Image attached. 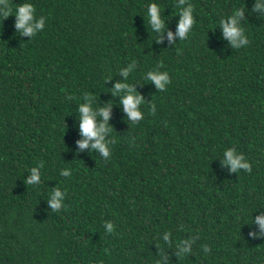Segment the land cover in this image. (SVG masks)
I'll use <instances>...</instances> for the list:
<instances>
[{"label":"trees","instance_id":"16d2710c","mask_svg":"<svg viewBox=\"0 0 264 264\" xmlns=\"http://www.w3.org/2000/svg\"><path fill=\"white\" fill-rule=\"evenodd\" d=\"M257 2L9 0L12 15L0 16V264H264L254 222L264 215ZM22 3L43 20L33 36L15 29ZM152 3L160 32L149 23ZM189 5L194 24L181 40L177 25ZM237 9L248 43L233 47L220 21ZM149 72L168 73L166 91ZM117 83L141 97L135 123ZM84 103L97 113L108 107L107 159L94 141L77 143ZM229 149L251 173L224 163ZM33 168L38 184L26 183Z\"/></svg>","mask_w":264,"mask_h":264},{"label":"clouds","instance_id":"9594fccd","mask_svg":"<svg viewBox=\"0 0 264 264\" xmlns=\"http://www.w3.org/2000/svg\"><path fill=\"white\" fill-rule=\"evenodd\" d=\"M180 3H184V0H180ZM0 16L3 19H6L8 16L12 15V9L9 4V0H0ZM148 17L151 28L155 32H160L164 28V22L160 18L161 9L155 3H152L148 6ZM253 11H264V4L258 2L254 5ZM34 12L35 8L30 3H22L18 5L15 11V29L20 31L24 35L33 36L36 30L41 29L43 27V20L34 21ZM193 8L191 5L189 7L183 9L180 12V19L177 25V36L183 40L186 38L187 34L192 29L194 24V19L192 16ZM243 16V10L237 9L234 14L231 15L227 22L224 20L220 21V24L223 28V36L227 39L233 47H238L242 44H247L248 41L243 35V29L239 26V19ZM169 40L172 39V33H168ZM159 43V38L157 39ZM129 74V69H123L122 75L127 79ZM148 78L155 83L158 90L166 91L165 84L169 82L168 73L154 74L152 72L148 73ZM120 90H126L127 95L123 97L121 103L124 107V111L127 113V117L133 123L137 120L142 119V114L138 110V105L141 103V97L139 95L134 94L129 84L126 83H117L115 85V91L118 92ZM87 100L88 98L85 97ZM80 113V133L84 137L82 141H78L80 149H84L88 147V142L94 141L91 147L93 149H98L100 153L107 159L109 157V149L106 147L105 143V134L110 131V129L106 126L109 111L108 107H104L98 110V113L92 110V107L88 103H84L79 107ZM99 114L103 118V122L97 124L95 117ZM115 141H113L114 143ZM226 159L224 163L231 165L232 171H237L238 169H243L244 172L251 173L252 167L247 162L244 161V157L242 155H234L233 150L229 149L225 152ZM40 166L43 167V161L40 162ZM61 175L64 177H69L70 172L68 170H63ZM28 184H38L39 183V175L36 168L32 169V174L30 178L26 181ZM62 193L60 191H55L51 195V199L49 201L52 210L55 212L58 208L61 207L60 198ZM260 228L261 232L264 233V215L257 216L254 221ZM106 227L109 232L112 231L113 225L111 223H107ZM250 236H255L254 233H249ZM164 239L167 241L168 236L166 235ZM205 252L208 251V247L202 246ZM188 248H184L181 252H187ZM179 255V253H178Z\"/></svg>","mask_w":264,"mask_h":264}]
</instances>
